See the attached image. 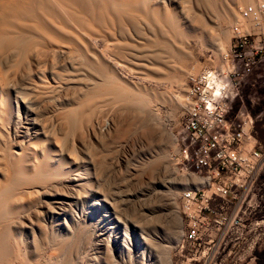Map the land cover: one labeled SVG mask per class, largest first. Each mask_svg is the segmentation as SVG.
Segmentation results:
<instances>
[{"label":"rangeland","instance_id":"374dc122","mask_svg":"<svg viewBox=\"0 0 264 264\" xmlns=\"http://www.w3.org/2000/svg\"><path fill=\"white\" fill-rule=\"evenodd\" d=\"M163 1L157 13L147 3L135 4L128 13L114 12L98 39L92 36L90 46L85 44L87 50L84 44L80 50V43H66L64 50L39 54L34 64L18 56L21 64L15 65L13 52L9 47L4 52L0 44L4 113L42 127L45 134L37 144L49 146L63 169L80 172L86 181L85 191H75L74 181L53 184V177L38 173L35 180L34 175L17 177L13 187L0 192V264H164L167 250L171 264H188L178 260L176 247L186 241L180 196L192 184L185 176L191 163L183 145L185 106L177 105L172 93L184 85L185 105L189 75L211 59L219 60V52L229 48L240 10L253 0ZM172 12L178 19L174 24L168 20ZM163 16L168 21H161ZM184 18L191 21L190 28L182 24ZM88 50L96 52L90 56ZM241 94L234 109L244 104L254 116L263 114L255 136L264 141V65L246 80ZM142 95L145 104L138 102ZM73 100L82 105L70 118L67 109ZM0 167L4 169L3 161ZM64 195L63 209L72 208L69 213L54 203ZM53 205L58 212L54 219L49 213ZM84 223L91 225L89 234L96 230L103 238L127 234L129 250L122 255L90 245ZM142 238L145 255L137 250ZM256 254L258 260L241 264H264V242L257 244Z\"/></svg>","mask_w":264,"mask_h":264},{"label":"built area","instance_id":"2783aa9c","mask_svg":"<svg viewBox=\"0 0 264 264\" xmlns=\"http://www.w3.org/2000/svg\"><path fill=\"white\" fill-rule=\"evenodd\" d=\"M264 65V0L240 10L229 48L188 77L183 145L190 161L181 213L186 242L176 256L188 264L258 260L264 242V141L255 136L263 114L234 109L246 80ZM253 141V142H252ZM251 262H246L249 264ZM181 264V263H179Z\"/></svg>","mask_w":264,"mask_h":264},{"label":"bare ground","instance_id":"6f19581e","mask_svg":"<svg viewBox=\"0 0 264 264\" xmlns=\"http://www.w3.org/2000/svg\"><path fill=\"white\" fill-rule=\"evenodd\" d=\"M162 1L163 0H161V1L160 0H83V2L86 4V8H87V12H86L84 9L85 4H83V7H82L81 5H79L77 3L76 0H0V44L2 45V43H3L4 46L6 45V47L1 46V48L3 47L2 50L4 48L5 49L8 47L10 48V49L8 48V50L10 51V53H11V51L13 52V53H11L13 55V57L11 56L12 60H14V57H16L17 61H18V62H13L14 64L15 63L21 64V61L19 62V60H18V56H19V58L21 57L20 60H22V62L26 58L30 63L33 62V64H34V62H36L37 59H39L38 58L39 54L41 55V53H43L44 51H46L48 49L49 50H55V51L64 50V48L67 47L66 43H71V44H76V43L79 44L80 43L79 46L84 44V46H82V47H84L83 50L84 49L87 50L89 47L86 49L85 47L87 45H85V44L89 43L88 45L90 46V42L93 40L92 36H95L94 38H96L97 35L99 37V35L102 34L104 27L108 26L106 19H107V17H111L112 13H114V12H118V13L126 12V13H128L129 11H131L132 7H134L135 4H139V3H147L150 7V10L157 13V12H160L161 7H163V6H161ZM141 13H142V11H141ZM169 16H171V17H168L170 19H168L167 16H163V19H161V21L162 20L163 21L170 20V22H173V24H174L175 20H178V19H173V18H176V16H177L176 13L172 12L171 15H169ZM65 17L73 18V22H70ZM180 17H181V15H180ZM72 23H74L75 29L72 28ZM165 24H167V23L165 22ZM182 24L187 28L191 27V21H186V19L182 22ZM164 28H166V27H164ZM165 30H167V29H165ZM105 33H107V32H104V34ZM103 35L100 37L105 36V35L104 36ZM98 37L96 39H98ZM108 43H106V44H108ZM5 49H4V52H6ZM80 50H82L81 46H80ZM95 50H93V52ZM88 51L90 52V50H88ZM222 51H224V50H222ZM89 52H87V53H89ZM92 53L90 52L89 55L91 56ZM8 55H7V57L9 58ZM98 56L99 55H96V53H94L93 58L96 59L95 61L101 60L98 58ZM22 57H25V58L22 59ZM1 58H3V57H1ZM16 58H15V61H16ZM2 60H0L1 61L0 63H2ZM12 60H10V63ZM6 61H8V60H6ZM29 62H27V63H29ZM17 64H15V65H17ZM12 66H14V65L12 64ZM6 75H7V73H6ZM5 80H6V77H5ZM90 82H89V84H90V86H92ZM1 83H2V81H1ZM96 83H95V85H96ZM92 84L94 85V83H92ZM47 86H49V85H47ZM97 86H95V87H97ZM45 88H46L45 84L44 85L42 84L41 85L42 92L45 91ZM183 90H184V85L180 86L178 88V90L176 91V93H172V96L175 98V100L177 101V105H179V106H185L184 101L182 99V95H181ZM0 98H2V97L0 96ZM77 99H78V97H77ZM77 99H75V100H77ZM75 100H73V102H71L73 104L69 105L70 108L67 109V116H69L70 118L74 117L75 114L77 113V111L79 112L78 109H80L81 105H82L81 102L80 103L78 102L75 105L74 104ZM145 101H146V99L144 96L138 100V102L140 104H145ZM0 103H1V100H0ZM93 104H94V102H93ZM83 105H85V104H83ZM67 116L65 119H68ZM6 119H7V122H5ZM27 120H30V119L27 118ZM72 121H73V119H72ZM74 121H76V119ZM35 124L36 123H34V121L33 122L32 121L22 122V120L19 118V116H17L14 119L11 115L6 116V113H4V108L0 105V128L4 129L6 126L8 128L7 130H5V133L3 135L0 133V140H2L1 138H3L4 141L3 140L2 141L5 142L4 145L0 146V162L3 161V164H4V169H2V167H0V175H1V177H3V180H0V192H1V194L6 193L5 190L9 186H11V184L15 181V179L17 177L26 176V175L27 176L28 175H31V176L34 175L33 177L35 180V175H37L38 173L39 174L41 173L43 176L48 175L50 177H53L54 178L53 184L54 183L58 184V183H62V182L68 183L70 181H74V185L77 187V188H75V191H76V189H78L79 191L82 190V192L85 191L86 181L84 180V178H85V177H83L84 175L81 176L80 172L79 173L78 172L77 173H71L69 171L70 169H68V170L63 169L61 167L60 162H59V160H60L58 157L59 155L54 150L50 149L49 146L47 148L43 144H41V145L39 143H38L39 145L37 144L38 136L40 134H45V133H44V130L42 127L37 128L38 125L36 126ZM10 126H11V128H10ZM11 129H12V131H11ZM34 129H35V131H33ZM11 132H13V133H11ZM1 177H0V179H1ZM33 177H31V179H33ZM13 185H14V183H13ZM11 187H13V186H11ZM1 194H0V196H1ZM68 194H69V192H68ZM68 194H66V195L68 196ZM8 196L9 195L5 196L4 199H6V197H7L6 205H7L8 209L12 210V208H14L15 206L12 204V201L9 199ZM67 196L64 195V197H58L56 199V201H54V203L59 204V205H57V206H60V207H58V209L59 208L61 210L65 209V208L63 209L64 204L66 203L64 201V199L68 198ZM71 196L74 197V194L70 195V197ZM14 203H16V202H14ZM54 206L55 205L51 206V209L49 210V213L53 219H54V217H56L55 214L58 213L57 210H55L56 206L55 207ZM71 211H72V208L71 209L69 208L68 210L65 209V213H69ZM85 223H86V220H85ZM85 223H84V225H85L84 227H86V228H85L84 232H88L87 231L88 227L92 230L90 223L88 225ZM91 230H90V234H89V232L87 233L90 236V237L87 236V239H88V242H90V245L91 244L93 245L95 243L97 245L96 248H100L101 250H104V247H107L108 250L110 251V253L112 252L111 250H113V249H117V251H119V253H121L122 255L126 253L125 249L126 248L128 249L127 243H128V241H130V240H128L129 237H127V234H124L123 237H120L118 234H111V235L109 234L108 237L103 238V237L99 236V234H102L101 232L97 231L98 232L97 233L96 230H93V231H91ZM180 232H181V230H179V234H180ZM171 233L175 234V231L173 230V231H171ZM185 233H186V220H185ZM179 234L176 237L177 241H178ZM111 240L113 243L111 242ZM138 241H140V242H138ZM138 241H137V250L140 251L138 253L140 255L141 254L145 255L146 250L144 248L141 250L142 246L144 245L145 238L139 239ZM185 242L186 241H184L183 244H185ZM104 244L106 246H104ZM178 245H180V244H178ZM166 247H168V246H166ZM129 248H131V247H129ZM1 251L2 250L0 247V254H1ZM101 253H103V252L101 251ZM148 255H150V254H148ZM169 255L170 254H168V250L165 252V254H162L163 258L162 257L161 258L163 259L164 264H171V260H170ZM0 257H2V256H0ZM141 258L143 259V257H141Z\"/></svg>","mask_w":264,"mask_h":264}]
</instances>
